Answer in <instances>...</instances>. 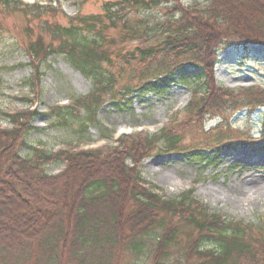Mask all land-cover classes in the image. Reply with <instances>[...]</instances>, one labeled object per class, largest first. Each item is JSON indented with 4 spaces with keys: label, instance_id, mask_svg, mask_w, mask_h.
<instances>
[{
    "label": "trees",
    "instance_id": "16d2710c",
    "mask_svg": "<svg viewBox=\"0 0 264 264\" xmlns=\"http://www.w3.org/2000/svg\"><path fill=\"white\" fill-rule=\"evenodd\" d=\"M180 1L108 3L102 14H80L67 26L48 25L49 43L41 36L29 42L36 79L42 64L62 55L93 87L87 98L71 100L68 107L9 116L12 128L0 129V264H94L89 259L100 261L104 251L108 264H120L125 255L145 252V240L156 226L163 233L156 237L150 264H264V225L209 214L192 191L169 199L140 176V163L159 152L160 143L209 166L222 148L235 146L232 141L221 138L212 148L183 150L181 137L163 130L125 137L117 146L20 155L30 148L26 137L36 130L31 125L36 117L54 115V126L68 128L78 122L79 134H85L103 106L121 108L132 96L162 98L176 84L194 87V102L184 112L189 117L178 128L187 129L206 114L223 115L232 92L217 84L213 67L220 49L264 47V0H205L189 8ZM9 3L0 0L2 8ZM123 6L131 11L125 20L119 18ZM28 8L24 14L56 15L38 5ZM160 8L172 14L158 29L150 28L145 15ZM189 66L198 71L202 89L185 79ZM253 90L260 101L247 103L252 113L255 106L264 108V89ZM262 132L264 143V127ZM53 164H63L62 171L46 174L45 167ZM179 252L181 258L173 260Z\"/></svg>",
    "mask_w": 264,
    "mask_h": 264
},
{
    "label": "rangeland",
    "instance_id": "374dc122",
    "mask_svg": "<svg viewBox=\"0 0 264 264\" xmlns=\"http://www.w3.org/2000/svg\"><path fill=\"white\" fill-rule=\"evenodd\" d=\"M108 3L120 4L122 0H10L6 8L0 5V129H11L7 120L9 116L33 110L47 114L69 100L90 95L91 80L73 69L62 55L52 56L42 64L41 76L39 74L36 79L27 47L36 36L49 43L48 25L67 26L69 18L77 15L102 14ZM180 3L182 7L189 8L204 5L205 0H181ZM31 5L47 11L52 9L56 15L24 14ZM153 11L145 17L148 26L156 29L167 14L169 17L172 14L161 8ZM130 12L123 6L119 18L127 19ZM219 55L218 63L213 67L214 78L222 90L232 92L226 96L229 104L223 115L206 114L198 122L188 125L187 129L178 128L177 125L189 117L184 112L194 102V87L176 84L162 98L132 96L126 98L127 101L132 99L131 103L121 108L109 104L103 106L85 134H79L78 122L74 128H68L54 126L58 122L54 115L36 117L31 122L36 130L26 137L30 148L21 150L20 155L34 158L41 153H56L65 148L79 151L117 146L115 143L119 138L145 137L163 130L180 136V149L183 150L212 148L216 145L215 140L224 138L221 142L232 141L235 146L222 148L209 166L171 152L168 145L160 143L159 152L140 163V176L148 187L157 188L169 199L192 191V197L206 207L209 214L263 226L264 143L261 141L264 108L255 106L252 113L247 103L260 101L253 89H264V47L252 46L245 51L234 44L220 49ZM187 68L185 79L196 81L198 71L191 66ZM126 76L127 73L123 75L124 79ZM120 79L118 86L122 84ZM202 85L203 82L196 81L195 86L202 89ZM104 98L109 101L108 93ZM217 116L225 120L221 121ZM101 137L106 139L99 141ZM89 140L94 143L82 146ZM63 166L49 165L45 172L55 175L62 171ZM162 233V228L154 227L151 237L145 240V252L139 257L125 255L120 264H150L158 244L156 237ZM99 246H104L103 242ZM103 253L105 255L100 261L91 257L89 263L108 264L105 258L108 252ZM177 255L172 256L173 260L181 258V252Z\"/></svg>",
    "mask_w": 264,
    "mask_h": 264
}]
</instances>
